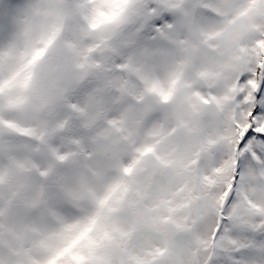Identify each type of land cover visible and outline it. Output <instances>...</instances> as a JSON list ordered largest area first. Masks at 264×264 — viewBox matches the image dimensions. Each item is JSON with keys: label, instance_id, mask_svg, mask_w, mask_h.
I'll return each mask as SVG.
<instances>
[{"label": "snow or ice", "instance_id": "1", "mask_svg": "<svg viewBox=\"0 0 264 264\" xmlns=\"http://www.w3.org/2000/svg\"><path fill=\"white\" fill-rule=\"evenodd\" d=\"M0 264H264V0H0Z\"/></svg>", "mask_w": 264, "mask_h": 264}]
</instances>
